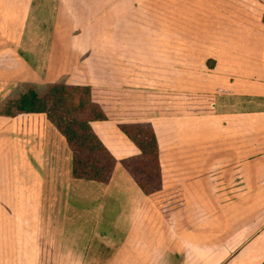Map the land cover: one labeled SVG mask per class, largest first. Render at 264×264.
<instances>
[{"label":"crops","instance_id":"crops-1","mask_svg":"<svg viewBox=\"0 0 264 264\" xmlns=\"http://www.w3.org/2000/svg\"><path fill=\"white\" fill-rule=\"evenodd\" d=\"M34 1L0 0V264H39L41 240L60 242L45 264H262L264 21L211 0ZM52 84L91 87L107 113L91 127L108 183L73 178L46 114H1ZM135 122L159 146L149 196L121 164L140 151L118 124Z\"/></svg>","mask_w":264,"mask_h":264},{"label":"trees","instance_id":"trees-1","mask_svg":"<svg viewBox=\"0 0 264 264\" xmlns=\"http://www.w3.org/2000/svg\"><path fill=\"white\" fill-rule=\"evenodd\" d=\"M22 113L46 114L65 137L72 153L73 178L109 182L117 160L91 127L92 121L108 119L102 105L93 99L91 87L52 84L39 91L28 85L20 95L9 97L1 106L2 115L14 117ZM118 127L140 151L123 159L121 164L144 194L157 193L162 181L153 126L149 122H135L119 123Z\"/></svg>","mask_w":264,"mask_h":264},{"label":"rangeland","instance_id":"rangeland-1","mask_svg":"<svg viewBox=\"0 0 264 264\" xmlns=\"http://www.w3.org/2000/svg\"><path fill=\"white\" fill-rule=\"evenodd\" d=\"M58 1L59 0H53L52 2H56L57 4ZM47 2H49V0H35L34 4L38 10V8H40L39 6H41V9H43L44 4ZM211 5L214 12L220 11L221 14H223L222 19L224 18V14H227V17L225 18H227L231 23L238 21L244 25H248L259 22L260 20L264 21V0H211ZM45 15L46 13H44V16ZM51 19H53V15ZM57 19L59 20L60 17ZM55 21L53 22L55 23ZM41 244L46 246L47 249L45 251L43 249L39 264H45L46 262H50V260L52 261L55 258L58 259L54 255V251L59 249L60 242L52 241V243H48L41 240ZM49 250H51L50 253Z\"/></svg>","mask_w":264,"mask_h":264}]
</instances>
